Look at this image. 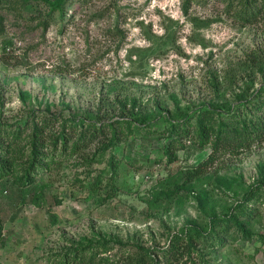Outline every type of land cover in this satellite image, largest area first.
I'll list each match as a JSON object with an SVG mask.
<instances>
[{"label": "rangeland", "instance_id": "374dc122", "mask_svg": "<svg viewBox=\"0 0 264 264\" xmlns=\"http://www.w3.org/2000/svg\"><path fill=\"white\" fill-rule=\"evenodd\" d=\"M13 1L17 10L0 9V122L14 130L39 112L67 126L123 121L106 150L93 142L55 153L29 190L13 182L26 159L16 153L0 178V264H62L90 243L106 248L103 264H129L136 246L161 264H264V140L222 154L200 181L189 175L212 144L166 150V117L264 89V0H250L253 17L239 0H67L48 28L43 0ZM131 109L143 119L132 133ZM229 211L253 214L245 230L231 228L236 237L196 242L180 260L159 253Z\"/></svg>", "mask_w": 264, "mask_h": 264}, {"label": "trees", "instance_id": "16d2710c", "mask_svg": "<svg viewBox=\"0 0 264 264\" xmlns=\"http://www.w3.org/2000/svg\"><path fill=\"white\" fill-rule=\"evenodd\" d=\"M19 0H15L17 2ZM31 0H24L30 3ZM67 0H43L47 4L48 11L44 15V26L48 28L56 18L58 12L63 18L65 14V3ZM234 1V0H233ZM243 7L239 13L247 14L253 17L259 13L251 5L250 0H239ZM0 9L17 10L18 5L14 4L13 0H0ZM251 21V19H247ZM208 25V22H199ZM244 97L243 104H229L221 106L219 104L205 106L202 109L196 110L194 114L184 113L181 119L171 120L168 117V126L166 132L170 134L169 142L166 145V150L174 152L177 149L185 148L187 142H191L199 147L212 144V152L207 160H204L197 169L193 170L189 175L190 181H200L199 176L203 174L207 166L214 162L222 154L236 153L240 149L250 148L255 143H260L264 140V89L250 96H240V100ZM239 100V101H240ZM131 119L138 121L139 124H127L129 131L136 132L141 127L143 119L139 118L138 113L133 109L130 111ZM123 119L102 118L97 122L89 120H81L76 124L62 123L58 125L59 119L54 114L48 112H39L31 120L25 119L18 123L14 130H9L8 126L0 122V178L8 177V165L14 164L16 153L24 149L21 157H26L23 164V173L21 176L16 174L14 183L17 187L23 190H29L33 184L31 173L34 169H38L45 162L48 163L55 153L69 152L71 146L74 149H81L93 142L101 143L104 150L113 145L116 139L117 132H120L119 123ZM133 125V126H132ZM132 126V127H131ZM31 128V133L27 137V149L20 147V139L24 131ZM113 134V138L109 134ZM61 145V146H60ZM73 153V152H72ZM91 160H89L90 162ZM84 161L83 163H89ZM195 188V183L193 184ZM239 206V207H238ZM244 205H237V211L241 210L245 213ZM237 211H229L226 215H216L212 218L214 228L208 227L206 230L192 229L191 238L183 244L176 238L173 240L169 248L159 250V253L165 257H182L184 253L191 250L193 245L198 242L202 246L214 247L217 244H224L225 239L236 237L231 228L236 227L245 230L246 223L250 224L253 214L247 213V220H243ZM2 226H0L1 234ZM246 233H249L246 230ZM97 246V247H95ZM106 251L104 246L90 243L88 246H79L73 254L67 253L61 260L62 264H103L104 258H99L101 252ZM129 264H161L156 257L151 254L147 248L136 246L134 252L128 257ZM99 259V260H98Z\"/></svg>", "mask_w": 264, "mask_h": 264}]
</instances>
